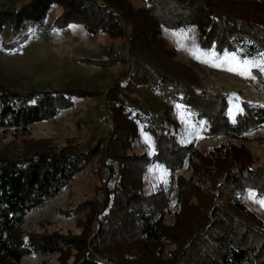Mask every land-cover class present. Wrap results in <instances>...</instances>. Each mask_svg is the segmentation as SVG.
I'll list each match as a JSON object with an SVG mask.
<instances>
[{"label": "trees", "instance_id": "16d2710c", "mask_svg": "<svg viewBox=\"0 0 264 264\" xmlns=\"http://www.w3.org/2000/svg\"><path fill=\"white\" fill-rule=\"evenodd\" d=\"M140 1L135 6L131 0H26L11 11H0V35L9 26L10 38L21 39L28 27L41 29L51 8L60 6L50 28L76 23L88 34L124 38L127 52L109 46L107 53L113 58L106 66L123 63L126 55L129 59V67L105 96L112 123L106 164L118 178L113 177L114 186L102 204L88 203L91 213L98 212L94 231L90 223L78 234L23 229L30 212L60 194L96 154L94 148L0 157V264H22L30 255L56 256L59 264H100L108 258L115 264H264V231L249 221L252 217L244 201L247 191L264 198V165L254 167L237 159L231 145L224 159L232 165L224 168L223 161L210 162L198 153L196 141L184 142L188 135L182 134L184 123L176 114L178 109L185 113L200 135L240 140L264 126V104L241 101L230 120L227 95L207 93L184 78L175 69V47L162 35L166 29L180 30L196 37L200 48L259 57L264 54V0H247L252 4L243 10L230 5L245 0ZM14 44L11 40L7 47ZM252 72L264 87V72L255 68ZM141 88H151L150 99L137 94ZM80 94L54 90L21 94L0 83V128L26 136L31 124L66 112L74 95L84 98ZM141 132L153 141L150 152L121 154ZM120 157L130 164L163 166L167 181L155 190L132 187L125 175L130 170ZM206 166L223 170L214 191L221 207L207 211L193 201L198 198L197 182L188 185L176 177L186 168L194 177L215 179ZM171 202L179 212L169 224L164 211ZM182 226L189 236L173 255L169 247L179 243L182 237L176 228Z\"/></svg>", "mask_w": 264, "mask_h": 264}, {"label": "rangeland", "instance_id": "374dc122", "mask_svg": "<svg viewBox=\"0 0 264 264\" xmlns=\"http://www.w3.org/2000/svg\"><path fill=\"white\" fill-rule=\"evenodd\" d=\"M24 1L26 0H0V11H11ZM131 1L135 6L142 3L140 0ZM251 4L245 0L235 2L230 7H239L243 10ZM61 10L60 6L52 7L44 26L39 30L28 27L27 35L21 39L10 38L9 26L5 28L0 35V83L21 94L54 90L82 93L80 95L84 98L74 95L71 108L61 112L54 119L31 124L29 134L26 136H13L0 128V157L19 159L38 151H58L61 148L77 150L94 148L96 154L74 175L60 194L30 212L23 224L26 232L55 231L63 234H78L82 227L89 223L91 232L94 231L98 212L91 213L88 203L102 204L106 195L111 192L108 189L114 186L113 177L118 178L112 175L111 166L106 164L108 152L105 145L109 140L112 123L104 101L109 88L129 67V59L126 55L123 63L106 66L110 63L107 59L113 58L112 54L108 55L107 48L110 46L124 52L127 49V42L124 38L112 39L104 34H88L81 24L76 23L65 28H50ZM162 35L169 46L175 47V69L184 78L198 84L207 93L227 95L230 120L239 110L241 101L264 104V91H262L264 87L256 77L246 78L228 71L229 64L223 62L226 52L218 54L212 48H200L196 37H191L180 30L166 29L162 31ZM11 40L15 44L8 48L7 44ZM196 49H199L197 55L214 51L216 57L200 56L196 59L191 54ZM260 58L261 56L252 59L258 61ZM150 89L141 88L137 94L150 99ZM176 114L184 123L182 134L188 135L184 142L189 138L196 141L195 147L198 153L210 162L223 161L226 165L224 168L232 165L231 162L225 163L224 159L229 154L226 147L231 145L230 152H234L237 159L250 162L254 167L261 168L264 165V126L242 136L240 140L220 136L208 137L194 131V125L190 123L185 113L178 109ZM152 145L151 137L141 132L131 141V148H123L121 154L150 152ZM125 159L120 157L119 160L130 170L129 172L127 170L125 175L130 181L132 180V187L155 190L161 183L167 181L168 172L163 166L156 163L147 166L143 162L130 164L125 162ZM194 162L198 164L200 161ZM201 162L203 163L202 160ZM206 167L216 176L215 179L208 181L194 177L186 168L178 170L176 176L184 184L190 185L191 180L197 182L198 198H193V201L205 208V211L211 207H221L214 199V191L223 174L221 168ZM189 190L192 189L186 190V193L190 196L193 193ZM250 192L247 191L244 195L246 207L252 217L249 221L256 228L264 231V206L256 202L264 198L259 197L255 192H251L255 194L254 198H249ZM165 208V221L171 224L179 209L173 202ZM176 230L182 238H179L178 244L174 243L169 247L173 255L180 252L183 241L189 236L184 226ZM22 264H59V261L56 256L46 258L30 255L22 261ZM100 264L115 263L108 258L101 260Z\"/></svg>", "mask_w": 264, "mask_h": 264}, {"label": "snow or ice", "instance_id": "6c2138e0", "mask_svg": "<svg viewBox=\"0 0 264 264\" xmlns=\"http://www.w3.org/2000/svg\"><path fill=\"white\" fill-rule=\"evenodd\" d=\"M198 52L199 49H196L191 54L196 59H199L200 56H208L210 58L216 57V53L214 51L211 53H200V55H197ZM223 62H227L229 64V67L227 68L228 71L235 72L236 74L246 78L255 79V76L252 72V69L254 68L264 72V54H261V58L257 61L255 59L240 58L237 52H233L231 54L226 52L223 57ZM213 66L219 65L213 64ZM254 196V193H249V198H254ZM256 202L264 206V199L258 200Z\"/></svg>", "mask_w": 264, "mask_h": 264}]
</instances>
